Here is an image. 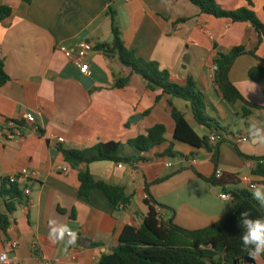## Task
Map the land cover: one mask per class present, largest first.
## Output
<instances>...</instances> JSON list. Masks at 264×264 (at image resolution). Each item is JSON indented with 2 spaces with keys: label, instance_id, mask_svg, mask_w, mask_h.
<instances>
[{
  "label": "crops",
  "instance_id": "obj_1",
  "mask_svg": "<svg viewBox=\"0 0 264 264\" xmlns=\"http://www.w3.org/2000/svg\"><path fill=\"white\" fill-rule=\"evenodd\" d=\"M216 1L224 10L249 9L264 23V0ZM0 6L12 10L0 22V57L9 77L0 87V180L16 182L23 194L9 215L7 238L0 231V254L8 252V264H97L102 254L118 244L126 226L137 228L146 217V183L159 204L174 209V223L188 230L206 228L231 212L232 200H222V194L248 190L250 183L258 186L260 178L252 175L257 162L250 158L263 157L264 145L253 146L248 129L252 122L264 124V110H252L247 118L227 114L230 106L218 96L210 72L218 54L237 46L247 51L256 48L258 35L250 23L204 15L187 0H31L30 4L0 0ZM112 14L126 49L139 59L156 62L177 82L193 79L207 98V114L226 135L246 136L248 141L223 142L216 165L212 153L175 141L169 97L164 95L155 103L160 92L147 90L142 79L130 75L112 54L93 50L88 56L89 70L83 77L91 86L84 88L77 67L60 48L73 49L81 42L93 47L111 44ZM181 19L185 21L175 24ZM256 56L264 60V40ZM258 66L262 63L254 57H240L229 78L247 102L264 107V81L254 83L248 77L249 70ZM114 76H129L128 85L113 88ZM172 104L199 137L210 135L195 123L187 103L173 99ZM236 106L241 110L240 104ZM26 113L40 133L23 119ZM230 116L243 121L234 131L226 125ZM12 123L21 136L8 139ZM156 124L165 126L166 142L146 153L147 161L135 165L118 168L113 162H97L74 169L59 151L60 147L84 150L111 141L125 145ZM170 142L183 157L162 156ZM124 153L135 151L125 147ZM82 171L123 187L132 196L131 204L114 208L97 189L83 197L78 179ZM196 173L205 179L220 173L218 181L225 186L209 185ZM5 211L0 197V212ZM161 214L164 220L170 219L168 210ZM53 220L77 233L74 245H68V237L50 243ZM10 240L18 243L13 251L6 246ZM254 262L264 264L261 257Z\"/></svg>",
  "mask_w": 264,
  "mask_h": 264
},
{
  "label": "trees",
  "instance_id": "obj_2",
  "mask_svg": "<svg viewBox=\"0 0 264 264\" xmlns=\"http://www.w3.org/2000/svg\"><path fill=\"white\" fill-rule=\"evenodd\" d=\"M30 4L31 0H21ZM190 4L198 7L200 12L217 19L229 20L232 23H250L258 35L257 46L253 51H247L244 46L231 48L227 54H218L214 65L218 70L214 72L213 84L218 96L229 105H241L243 118L251 115L252 110H264V107L250 104L245 100L229 78L230 70L236 59L243 56H252L262 63L248 72L249 79L254 83L264 81V60L256 56L257 48L264 40V23L260 22L254 12L249 9L224 10L216 0H187ZM11 8L0 6V22L10 17ZM184 19L175 24L184 22ZM111 32L113 40L111 44L99 43L94 46V51L101 52L105 56L114 55L118 62L130 70V75L139 76L147 90L160 93L155 98L159 102L162 96H168V104L171 108V117L174 121L173 139L177 142L189 145L194 149H204L212 153V162L216 165L219 157V146L230 141L233 135H226L225 129L207 114V98L202 94L196 83L191 78L182 82L175 81L170 73L160 69L156 62L145 61L137 58L133 51L124 46L120 31L115 24L114 16L111 17ZM9 81L4 69V62L0 57V87ZM129 83V76H114L113 88L123 89ZM179 99L188 104L195 123L207 129L209 136L199 137L190 127L183 113L173 107L172 100ZM146 111L143 115L149 114ZM15 123V122H14ZM17 125V123H16ZM40 133V130L37 129ZM166 128L163 124H156L148 129L145 134L130 139L126 144L119 142L99 143L84 150H71L59 148L66 163L76 169L80 165H89L97 162H113L123 165H135L147 161L145 154L154 148L164 144ZM215 136L216 144L210 143V136ZM125 147L133 149L134 154L124 153ZM164 157H183L174 151L173 143L162 154ZM257 162L252 171L254 177H259L257 185H264V156L250 158ZM206 183L216 187L225 186L214 177L205 179L196 173ZM168 177L158 179L153 184L165 181ZM79 193L88 198L92 190H100L108 198L114 208L128 207L132 196L127 195L125 189L120 186L109 185L103 181L94 179L89 171L79 172ZM151 184H145L147 198L145 204L148 213L139 227L126 226L119 238L118 244L108 254H102L97 264H249L254 260L249 256V251L241 242L244 227L240 223V214L249 212L251 218H264V204L257 201L253 191L234 190L228 192L231 196L233 208L229 214L213 225L203 229L188 230L174 223L175 211L159 204L149 193ZM0 197L4 199L6 211L0 212V231L7 238L11 221L9 215L15 211L16 204L21 203L23 194L16 182L3 178L0 180ZM168 210L170 219L162 218L161 212ZM264 261V256H261Z\"/></svg>",
  "mask_w": 264,
  "mask_h": 264
},
{
  "label": "clouds",
  "instance_id": "obj_3",
  "mask_svg": "<svg viewBox=\"0 0 264 264\" xmlns=\"http://www.w3.org/2000/svg\"><path fill=\"white\" fill-rule=\"evenodd\" d=\"M218 70L217 65H213L210 72L214 73ZM249 140L255 145H264V124L252 122L249 125ZM253 197L264 204V185L254 186L252 192ZM240 223L244 227L241 235V242L245 249L249 251L252 259L264 256V218H251V214L247 211L240 214ZM68 237V245H74L78 239L77 233L72 231L68 225L58 224L56 221L50 222V231L48 239L53 245L58 244ZM67 251V248L65 249ZM6 257L0 256V261Z\"/></svg>",
  "mask_w": 264,
  "mask_h": 264
},
{
  "label": "built area",
  "instance_id": "obj_4",
  "mask_svg": "<svg viewBox=\"0 0 264 264\" xmlns=\"http://www.w3.org/2000/svg\"><path fill=\"white\" fill-rule=\"evenodd\" d=\"M130 0H125V2H129ZM94 47L91 43L89 42H81L76 48L73 49H68V48H64L61 47L60 51L64 53L65 57L72 60L74 65L77 67L79 74L82 76H85L88 74V70H89V62H88V56L93 52ZM214 75V73H213ZM213 79V76H212ZM26 122H28L29 124L32 125L34 131H37V127L34 125V121L32 120V118L26 113L24 114V118H23ZM15 124L12 123V131L7 133V138L8 139H13L17 136H21L20 131L14 126ZM210 143L212 144H216L218 139L211 135L210 138ZM231 142L234 143H244L248 141V137L246 136H235L232 139H229ZM59 142H62L61 139H59ZM195 161L193 160V163ZM123 165L122 164H118V168H122ZM67 169H64V171H66ZM35 174H30L29 176H34ZM221 174L220 173H216L214 175V178L216 180H220L221 179ZM254 184L250 183L248 185V189L249 191H253L254 190ZM25 194H29V191L26 190ZM147 197H145L146 199ZM220 198L224 201H228L231 200V196L228 194H222L220 196ZM6 246L8 248L9 251H13L17 248L18 243L15 240H10L6 242ZM0 256H4L6 257L5 259H3L2 261H0V264H8L9 261V257H8V252L4 251L3 253L0 254ZM45 264H50V263H45Z\"/></svg>",
  "mask_w": 264,
  "mask_h": 264
},
{
  "label": "rangeland",
  "instance_id": "obj_5",
  "mask_svg": "<svg viewBox=\"0 0 264 264\" xmlns=\"http://www.w3.org/2000/svg\"><path fill=\"white\" fill-rule=\"evenodd\" d=\"M229 106H230V109L227 111V114H232L231 112L238 113V114L241 113V110L236 105H229ZM236 120L237 119L235 118V116H230L229 122H227V124H226V125H228L227 127H229L233 131L238 129L237 127H239V126H236V124L239 123V125H242L243 121L242 120H239V121L237 120V122H236ZM199 132L203 133L205 131L203 129H200Z\"/></svg>",
  "mask_w": 264,
  "mask_h": 264
},
{
  "label": "water",
  "instance_id": "obj_6",
  "mask_svg": "<svg viewBox=\"0 0 264 264\" xmlns=\"http://www.w3.org/2000/svg\"><path fill=\"white\" fill-rule=\"evenodd\" d=\"M80 80H81L84 88H86V89H89L90 88V86H91V81L90 80L86 79L82 75L80 76ZM140 118H141V116H138V117H136L134 119H140ZM254 263H255L254 260L249 261V264H254Z\"/></svg>",
  "mask_w": 264,
  "mask_h": 264
}]
</instances>
